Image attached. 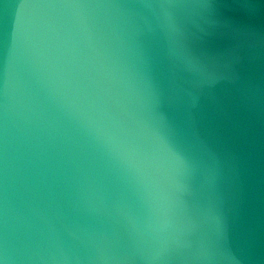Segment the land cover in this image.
I'll use <instances>...</instances> for the list:
<instances>
[{"label":"water","instance_id":"1","mask_svg":"<svg viewBox=\"0 0 264 264\" xmlns=\"http://www.w3.org/2000/svg\"><path fill=\"white\" fill-rule=\"evenodd\" d=\"M0 264H264V0H0Z\"/></svg>","mask_w":264,"mask_h":264}]
</instances>
